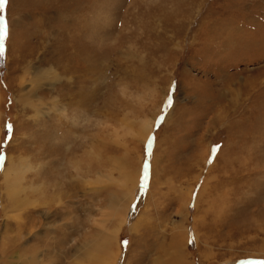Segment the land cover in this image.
Segmentation results:
<instances>
[{"label":"rangeland","instance_id":"374dc122","mask_svg":"<svg viewBox=\"0 0 264 264\" xmlns=\"http://www.w3.org/2000/svg\"><path fill=\"white\" fill-rule=\"evenodd\" d=\"M4 25L0 264L264 260V0H7Z\"/></svg>","mask_w":264,"mask_h":264},{"label":"bare ground","instance_id":"6f19581e","mask_svg":"<svg viewBox=\"0 0 264 264\" xmlns=\"http://www.w3.org/2000/svg\"><path fill=\"white\" fill-rule=\"evenodd\" d=\"M38 75V74H37ZM43 76H46L45 74H43ZM38 77V76H37ZM38 79V78H37ZM43 79H44V77H43ZM52 79V78H51ZM55 81V80H54ZM54 83V82H53ZM14 191V190H13ZM12 191V195L13 196H15V192H13ZM49 191V190H48ZM7 192H9V191H7ZM11 193L9 192V194L8 195H10ZM11 196V195H10ZM13 198V197H12ZM14 200V199H13ZM10 201V200H9ZM116 207V206H115ZM117 209V208H116ZM115 233V232H114ZM113 233V235L115 236L116 234H114ZM109 243H110V238H108V236H106L105 237V239H104V243L102 244V251H103V253H107V247L109 246ZM240 263V262H239ZM234 264V263H233ZM236 264H238V263H236ZM245 264H264V260H255V261H247V262H245Z\"/></svg>","mask_w":264,"mask_h":264},{"label":"snow or ice","instance_id":"6c2138e0","mask_svg":"<svg viewBox=\"0 0 264 264\" xmlns=\"http://www.w3.org/2000/svg\"><path fill=\"white\" fill-rule=\"evenodd\" d=\"M3 3H7V0H3ZM3 3H0V7H3ZM7 26L4 25L3 27H0V40L3 39V36L6 34ZM0 54H3V48L0 47ZM11 127V126H9ZM123 244L127 245L128 241H123Z\"/></svg>","mask_w":264,"mask_h":264},{"label":"water","instance_id":"95a60500","mask_svg":"<svg viewBox=\"0 0 264 264\" xmlns=\"http://www.w3.org/2000/svg\"><path fill=\"white\" fill-rule=\"evenodd\" d=\"M238 264H245V262H240V263H238Z\"/></svg>","mask_w":264,"mask_h":264}]
</instances>
